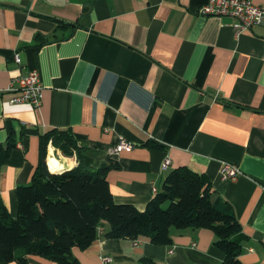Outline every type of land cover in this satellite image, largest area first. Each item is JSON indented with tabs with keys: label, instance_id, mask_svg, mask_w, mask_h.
I'll return each instance as SVG.
<instances>
[{
	"label": "crops",
	"instance_id": "obj_1",
	"mask_svg": "<svg viewBox=\"0 0 264 264\" xmlns=\"http://www.w3.org/2000/svg\"><path fill=\"white\" fill-rule=\"evenodd\" d=\"M207 1L0 0V89L32 69L43 85L39 107L0 92V142L11 132L18 139L0 169V197L13 216L17 187L42 158L40 133L68 128L94 167L119 164L107 172L118 203L144 210L178 166L208 175L213 197L233 206L249 236L240 258L264 262V25L237 35L234 17L199 11ZM122 139L134 146L113 152ZM50 156L59 170L78 164L51 143L47 164ZM224 161L242 173L224 178ZM172 237L170 246L144 235L98 238L73 252L80 264L223 259L211 229L172 228ZM30 262L55 264L34 255Z\"/></svg>",
	"mask_w": 264,
	"mask_h": 264
},
{
	"label": "trees",
	"instance_id": "obj_2",
	"mask_svg": "<svg viewBox=\"0 0 264 264\" xmlns=\"http://www.w3.org/2000/svg\"><path fill=\"white\" fill-rule=\"evenodd\" d=\"M39 136L42 158L31 181L17 187L16 216L0 197V264H32V255L55 264H80L74 247L85 249L98 238L136 240L144 235L156 245L170 246L172 228L189 227L214 231V246L223 255L217 264H264L246 263L240 258L249 236L233 206L213 197L212 182L205 173L186 165L170 170L163 189L141 210L114 199L107 172L117 168L118 163L109 161L94 167L86 153L87 146L80 144L68 128L53 127ZM17 141L11 132L6 143L0 142V169ZM50 143L66 156L76 155L78 164L51 170L46 163ZM166 203L169 204L164 207ZM142 261L158 264L148 257Z\"/></svg>",
	"mask_w": 264,
	"mask_h": 264
},
{
	"label": "built area",
	"instance_id": "obj_3",
	"mask_svg": "<svg viewBox=\"0 0 264 264\" xmlns=\"http://www.w3.org/2000/svg\"><path fill=\"white\" fill-rule=\"evenodd\" d=\"M199 11L203 14L218 17H234L235 21L232 23V27L237 35L250 31L256 26L264 25V4L256 3L254 0H208L200 7ZM14 59L18 63L21 62L17 53L14 54ZM1 91L12 94L9 100L11 103H30L35 107H39L43 98V85L36 69L30 70L25 75L13 77L10 85L6 89H0ZM133 146L132 143L122 139L112 151L118 153L123 149H131ZM170 163V158L166 157L163 166L166 168ZM48 167L52 170L49 161ZM241 173L240 168L233 163L224 161L221 165V174L224 178L235 179ZM154 190H157L156 187H154ZM102 229V227H99L100 231ZM110 259L109 256L104 257L105 261Z\"/></svg>",
	"mask_w": 264,
	"mask_h": 264
},
{
	"label": "bare ground",
	"instance_id": "obj_4",
	"mask_svg": "<svg viewBox=\"0 0 264 264\" xmlns=\"http://www.w3.org/2000/svg\"><path fill=\"white\" fill-rule=\"evenodd\" d=\"M51 158L49 159V163L51 165V168L56 170V169H62L63 166L60 163L58 159H56L54 156H50Z\"/></svg>",
	"mask_w": 264,
	"mask_h": 264
},
{
	"label": "rangeland",
	"instance_id": "obj_5",
	"mask_svg": "<svg viewBox=\"0 0 264 264\" xmlns=\"http://www.w3.org/2000/svg\"><path fill=\"white\" fill-rule=\"evenodd\" d=\"M168 204H169V203H166V204L164 205V207H167V206H168Z\"/></svg>",
	"mask_w": 264,
	"mask_h": 264
},
{
	"label": "water",
	"instance_id": "obj_6",
	"mask_svg": "<svg viewBox=\"0 0 264 264\" xmlns=\"http://www.w3.org/2000/svg\"><path fill=\"white\" fill-rule=\"evenodd\" d=\"M53 171H58L59 169H56V170H54V169H52Z\"/></svg>",
	"mask_w": 264,
	"mask_h": 264
}]
</instances>
